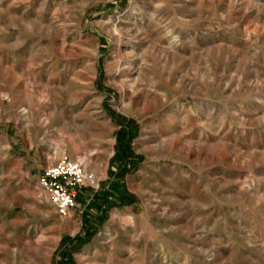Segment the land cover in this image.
<instances>
[{
	"label": "rangeland",
	"instance_id": "374dc122",
	"mask_svg": "<svg viewBox=\"0 0 264 264\" xmlns=\"http://www.w3.org/2000/svg\"><path fill=\"white\" fill-rule=\"evenodd\" d=\"M0 264H264V0H0Z\"/></svg>",
	"mask_w": 264,
	"mask_h": 264
},
{
	"label": "built area",
	"instance_id": "2783aa9c",
	"mask_svg": "<svg viewBox=\"0 0 264 264\" xmlns=\"http://www.w3.org/2000/svg\"><path fill=\"white\" fill-rule=\"evenodd\" d=\"M125 1L131 3L133 0ZM36 186L59 216L69 217L81 192L96 189L98 185L81 161L62 156L42 169Z\"/></svg>",
	"mask_w": 264,
	"mask_h": 264
}]
</instances>
